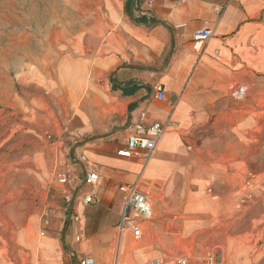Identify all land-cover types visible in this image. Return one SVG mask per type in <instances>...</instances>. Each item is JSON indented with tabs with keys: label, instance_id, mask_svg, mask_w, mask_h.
I'll return each instance as SVG.
<instances>
[{
	"label": "crops",
	"instance_id": "obj_1",
	"mask_svg": "<svg viewBox=\"0 0 264 264\" xmlns=\"http://www.w3.org/2000/svg\"><path fill=\"white\" fill-rule=\"evenodd\" d=\"M145 2L87 0L81 11L91 22L80 35L50 30L54 50L38 68L35 83L50 91L56 105L72 108L71 124L80 135L98 137L75 149L74 155L83 153L87 161H70L74 178L62 190L70 196V207L64 211L55 205L50 211V225L33 244L30 264H77L84 253L94 264H109L114 249L121 264H179L183 258L198 264L200 245L216 243L212 225L225 208L205 196L209 177L224 182L216 193L230 192L232 202L242 171L235 159L228 166L222 155L199 157L187 150L232 147L225 133L233 131L243 143L248 107L228 93L232 85H245L248 93V86L264 82V0H153L149 9ZM202 27L212 33L196 53L192 35ZM4 61L8 64V57ZM23 62L24 57L12 58L11 66L18 70ZM123 64L145 68H119ZM31 71L35 74L36 69ZM155 85L163 89L162 100L155 98ZM141 112L144 124L159 122L164 134L138 181L149 196L152 216L137 220L142 237L133 241L129 230L120 233L117 228L118 185L135 182L143 160L120 157L116 150L125 146L130 125ZM109 126L115 128L111 135ZM201 160L210 166L205 178L194 179L189 165ZM89 171L98 174L93 187L83 182ZM89 193L91 205L83 203ZM179 193L188 197L185 204H166L168 195ZM110 211L114 222L106 224ZM169 224L175 232L164 231ZM244 239L242 232L231 234L211 254L212 264H249L248 253L233 246L238 241L246 245ZM205 264L211 263L207 259Z\"/></svg>",
	"mask_w": 264,
	"mask_h": 264
},
{
	"label": "rangeland",
	"instance_id": "obj_2",
	"mask_svg": "<svg viewBox=\"0 0 264 264\" xmlns=\"http://www.w3.org/2000/svg\"><path fill=\"white\" fill-rule=\"evenodd\" d=\"M86 1L0 0V264H30L33 244L44 237V230L50 225V211L55 210V205L64 211L70 207L62 190L74 178L70 161L84 155L76 157L75 149L98 137L80 135L78 126L71 124L72 108L65 111L56 105L50 91L34 80L38 68L49 61V53L54 50L49 44L50 30L74 36L88 27L91 16L81 11L88 6ZM20 56L24 57V62L17 70L11 66V59ZM32 67L36 69L35 74ZM248 89L242 100H235L228 93L234 101L248 107L249 129L247 134L242 133L243 143H240V133L233 131L225 133L226 141L234 144L232 147L187 150L199 157L222 155L228 166L235 159L242 171L232 202L230 192L216 193L218 188H224L221 179L213 175L208 179L205 196L220 201L225 209L218 213L212 225L216 243L200 245L201 256L195 261L198 264H205L207 259L212 264L211 254L219 251L231 234L241 232L246 245L235 242L234 250L246 251L249 264H264V96L257 95H264V82ZM107 131H111V135L115 128L109 126ZM80 141L84 143L74 148L71 157V147ZM189 166L194 169L190 176L200 179L205 178L210 164L201 160ZM67 171L70 181L59 182L58 175ZM194 182L190 183L191 191L195 190ZM187 198L179 193L168 195L165 202L170 206L182 205ZM231 205L233 210H227ZM90 207L87 206L86 212ZM45 220L48 221L46 227L43 226ZM232 220L234 226L230 224ZM105 222H114L112 211ZM171 226L165 225L164 231L175 232ZM125 241L132 242L128 234ZM175 241L179 246L178 240ZM194 246L191 244V248ZM115 263L121 264V256L117 259L114 249L109 264Z\"/></svg>",
	"mask_w": 264,
	"mask_h": 264
},
{
	"label": "built area",
	"instance_id": "obj_3",
	"mask_svg": "<svg viewBox=\"0 0 264 264\" xmlns=\"http://www.w3.org/2000/svg\"><path fill=\"white\" fill-rule=\"evenodd\" d=\"M146 9L152 7L153 0H146ZM143 11L142 14H145ZM211 30L208 27L196 29L192 35L191 48L194 52L200 53L204 43L211 35ZM155 98L162 100L164 98L163 89L160 85L154 86ZM247 93L245 85L238 84L230 87V95L235 100H242ZM144 113L141 112L136 123L130 125V133L127 137L126 144L116 150V154L125 158H141L143 160L141 172L137 180L133 183H121L118 185V192L121 195L119 204V222L117 228L119 232L129 230L133 241H138L142 237V229L137 222L138 219L147 221L152 216V208L148 194L139 187V179L142 177L143 171L146 169L149 161L153 157L158 144L164 134V125L159 122L144 124ZM81 162H86L87 159L82 155L79 159ZM71 179L70 173L67 171L58 175V181L67 183ZM98 179L96 171L86 172L84 176V184L93 187ZM70 196L65 197L66 202H70ZM94 198L91 193L87 194L84 199V204L93 203ZM48 221L45 220L43 226L46 227ZM157 260L150 264H158ZM179 264H186L185 259H179ZM77 264H94V259L88 254H82ZM117 264V263H115Z\"/></svg>",
	"mask_w": 264,
	"mask_h": 264
},
{
	"label": "water",
	"instance_id": "obj_4",
	"mask_svg": "<svg viewBox=\"0 0 264 264\" xmlns=\"http://www.w3.org/2000/svg\"><path fill=\"white\" fill-rule=\"evenodd\" d=\"M173 48V44L171 45V49ZM119 68H145V67H140V66H134V65H129V64H123V65H120ZM148 69V68H146ZM148 70H153V69H148ZM84 143V141H80V142H77L73 145V147H71L70 149V156L73 157V150L74 148L82 145Z\"/></svg>",
	"mask_w": 264,
	"mask_h": 264
},
{
	"label": "bare ground",
	"instance_id": "obj_5",
	"mask_svg": "<svg viewBox=\"0 0 264 264\" xmlns=\"http://www.w3.org/2000/svg\"><path fill=\"white\" fill-rule=\"evenodd\" d=\"M33 51V50H32ZM31 52V51H30Z\"/></svg>",
	"mask_w": 264,
	"mask_h": 264
}]
</instances>
